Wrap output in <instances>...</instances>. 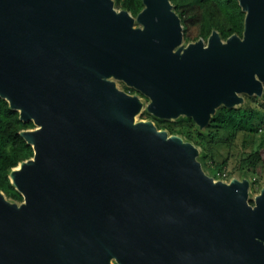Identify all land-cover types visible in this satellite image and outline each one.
I'll return each mask as SVG.
<instances>
[{"label": "water", "instance_id": "95a60500", "mask_svg": "<svg viewBox=\"0 0 264 264\" xmlns=\"http://www.w3.org/2000/svg\"><path fill=\"white\" fill-rule=\"evenodd\" d=\"M237 2L241 35L186 41L171 0H0V97L34 124L8 174L22 201L0 190V264H264V185L138 119L204 130L264 95V0Z\"/></svg>", "mask_w": 264, "mask_h": 264}, {"label": "trees", "instance_id": "16d2710c", "mask_svg": "<svg viewBox=\"0 0 264 264\" xmlns=\"http://www.w3.org/2000/svg\"><path fill=\"white\" fill-rule=\"evenodd\" d=\"M115 1L118 8H125L133 15L143 8L142 0ZM171 1L181 17L186 41H194L200 37L206 39L213 29L219 31L223 39L233 33L242 34L244 13L237 0ZM144 115V117H152L151 119L155 120L158 128L166 129L170 134L182 135L199 146L202 150L201 161L206 170L208 165L217 171L227 168V159H223L221 162L212 159L209 164H206L204 162L206 153L201 142L195 140L191 135H183L179 129L171 127L172 123L190 122L193 124L194 121L191 118L181 117L172 122L155 118L147 112ZM33 127V122L21 121L19 113L12 110L8 102L0 97V190L8 198L18 202L22 201V196L11 184L8 174L20 161L33 156L32 147L19 133L23 129ZM221 129L227 130L233 135L236 133L243 135L244 145L247 138L250 142V150L241 154L234 166V171H231L226 179H230L233 172H237L239 176L249 177L252 181V189L259 191L264 185V95L260 98L247 96L246 103L238 108H219L209 126L204 130H200L196 126L197 135L200 138H205L208 135L215 137V134ZM253 144L256 145L255 148H253ZM211 175L215 178H222L216 172ZM251 176H255V178L252 179Z\"/></svg>", "mask_w": 264, "mask_h": 264}, {"label": "rangeland", "instance_id": "374dc122", "mask_svg": "<svg viewBox=\"0 0 264 264\" xmlns=\"http://www.w3.org/2000/svg\"><path fill=\"white\" fill-rule=\"evenodd\" d=\"M192 28L194 29L193 25H192ZM119 85H120V82H119ZM134 93H138V92L134 90ZM246 98L247 96H245V99ZM144 114H145V111L142 112V114L138 116V119H143L145 116ZM171 127L173 129H179L183 133V135L189 134L195 140L201 142V146L205 150V153H206V158L204 160L206 164H209L212 159L216 160L217 162H221L223 159H227L228 160L227 168L222 171L214 170L209 165L207 168V171L209 174L216 172L218 176H221L227 181L229 179H226V177L231 171H234L233 170L234 166L236 165V162L241 156V154L244 152H248L250 150L249 139L248 138L246 139V142L244 145V138H243V135H241L240 133H236L235 135H233L231 134V132L221 129L215 134V137H211L210 135H208L205 138H200L197 135L195 122L193 124L190 122L172 123ZM212 131H215V129H212ZM255 147L256 145L253 144V148ZM232 176L240 177L237 172H233ZM251 178L254 179L255 176H251ZM257 192L258 190L252 189L251 197H253V195H255Z\"/></svg>", "mask_w": 264, "mask_h": 264}, {"label": "flooded vegetation", "instance_id": "af4514ba", "mask_svg": "<svg viewBox=\"0 0 264 264\" xmlns=\"http://www.w3.org/2000/svg\"><path fill=\"white\" fill-rule=\"evenodd\" d=\"M119 87L122 89V90H124V91H126V92H128V93H130V94H134V90L135 89H133V88H130V87H127L124 83H122V82H120V85H119ZM136 91V90H135ZM138 92V91H137ZM135 94H138L139 96H141V97H143L142 96V94H140L139 92L138 93H135ZM146 112V111H145ZM148 113V112H147ZM143 119H151V118H148V117H144ZM153 121H154V123H155V120L154 119H152ZM156 124V123H155Z\"/></svg>", "mask_w": 264, "mask_h": 264}, {"label": "built area", "instance_id": "2783aa9c", "mask_svg": "<svg viewBox=\"0 0 264 264\" xmlns=\"http://www.w3.org/2000/svg\"><path fill=\"white\" fill-rule=\"evenodd\" d=\"M222 179V178H221Z\"/></svg>", "mask_w": 264, "mask_h": 264}]
</instances>
